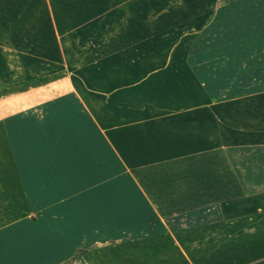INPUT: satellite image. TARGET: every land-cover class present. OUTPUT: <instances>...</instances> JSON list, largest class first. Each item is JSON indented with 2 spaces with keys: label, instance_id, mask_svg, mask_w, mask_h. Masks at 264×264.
Here are the masks:
<instances>
[{
  "label": "crops",
  "instance_id": "crops-1",
  "mask_svg": "<svg viewBox=\"0 0 264 264\" xmlns=\"http://www.w3.org/2000/svg\"><path fill=\"white\" fill-rule=\"evenodd\" d=\"M148 1L0 0V264H264V92L150 108L129 80L120 105L88 89L105 67L152 66L130 43ZM198 1L213 5L191 18L218 17L221 0ZM9 50L15 67L61 68L31 91L47 101L24 105L45 75L10 72Z\"/></svg>",
  "mask_w": 264,
  "mask_h": 264
},
{
  "label": "rangeland",
  "instance_id": "rangeland-1",
  "mask_svg": "<svg viewBox=\"0 0 264 264\" xmlns=\"http://www.w3.org/2000/svg\"><path fill=\"white\" fill-rule=\"evenodd\" d=\"M135 5L137 15L145 18L130 19V22L135 21L136 27V34L130 35V43L136 42L137 58H144L146 51L152 66L105 67L102 80L93 81L88 89L102 90L108 104L123 102L119 97L125 95L122 87L127 86L128 80L135 86L129 101L138 107L159 108L184 103L187 100L182 97L192 91L200 92L199 99L193 100L199 105L215 102L218 107H238L240 97L264 92V0H231L230 3L221 0L215 4L218 17L214 19L191 18L194 14H207L209 6L213 5L198 0H150ZM89 21L96 23V20ZM126 22V18L120 19V23L107 18L98 20L103 24L100 30L113 33L122 31ZM111 36L103 37L107 40ZM19 38L23 39L20 43L23 47L30 44L27 42L31 36L27 35H9L8 43L15 44ZM119 38L120 43H127V36ZM14 55L15 52L9 50L10 72L23 70L30 76L35 77L37 73L46 76L36 80V86H21L28 93L24 105L47 101V97L32 96L31 91L47 90L46 86L58 80L52 74L61 68L15 67ZM175 60L183 63L166 67V61ZM84 73H91L95 79L94 68H87ZM259 101L262 106L264 98ZM252 102V106L256 105Z\"/></svg>",
  "mask_w": 264,
  "mask_h": 264
}]
</instances>
